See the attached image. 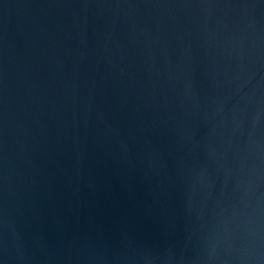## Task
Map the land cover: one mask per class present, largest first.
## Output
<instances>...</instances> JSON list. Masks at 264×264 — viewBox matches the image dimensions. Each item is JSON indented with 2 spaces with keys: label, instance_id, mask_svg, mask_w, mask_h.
<instances>
[{
  "label": "water",
  "instance_id": "95a60500",
  "mask_svg": "<svg viewBox=\"0 0 264 264\" xmlns=\"http://www.w3.org/2000/svg\"><path fill=\"white\" fill-rule=\"evenodd\" d=\"M0 264H264V0H0Z\"/></svg>",
  "mask_w": 264,
  "mask_h": 264
}]
</instances>
